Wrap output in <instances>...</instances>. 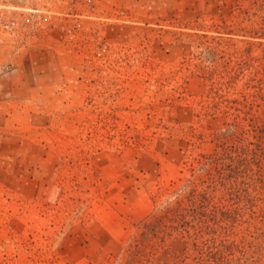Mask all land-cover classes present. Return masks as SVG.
<instances>
[{"label":"rangeland","instance_id":"374dc122","mask_svg":"<svg viewBox=\"0 0 264 264\" xmlns=\"http://www.w3.org/2000/svg\"><path fill=\"white\" fill-rule=\"evenodd\" d=\"M250 4L0 0V264H124L140 225L205 160L218 165L216 202L242 209L237 245L264 264V167L251 158L229 180L237 143L264 147V116L235 110L246 80L224 72L262 54V2ZM159 248L134 264L193 253L177 235Z\"/></svg>","mask_w":264,"mask_h":264},{"label":"trees","instance_id":"16d2710c","mask_svg":"<svg viewBox=\"0 0 264 264\" xmlns=\"http://www.w3.org/2000/svg\"><path fill=\"white\" fill-rule=\"evenodd\" d=\"M260 2H262L263 15L259 16V19L261 17L262 24L256 31L258 36L253 38L264 41V0H251L253 5H258ZM259 46L262 47L261 56H252L249 49L240 54L235 65L224 71L234 72L241 81L246 80L244 90L238 93L242 101L236 102L235 110L250 115L256 121L264 116V43L260 42ZM238 119L239 116L228 130L229 139L235 142L240 134H245L244 126ZM234 151L235 158L231 160L229 169L230 182L237 181L243 171L246 175L248 168L253 167V163H249L252 161L251 158L254 162L259 161L264 167V147L260 150H251L249 145L240 141L235 145ZM224 164L227 167V163ZM217 166L216 161L205 160L198 175L194 174L191 180L172 191L170 200L140 225L139 232L133 236L124 251L126 253V256H123L124 264H134L141 257L154 256L167 239L176 235L193 247V253L189 254L190 248L185 250L188 257L181 263L191 264L194 258L197 260L194 264H231L235 258V248H238L239 252L243 253L239 264H251L245 243H241L243 245L241 247L235 241L237 234L235 222H232V214H242V209L237 207L238 205L229 206L226 204L227 201L223 202V198L216 202L219 199L216 186L219 184L220 176L216 178L213 172ZM199 182L202 184L206 182L207 186L203 188L202 185H198ZM259 255L262 261L264 256Z\"/></svg>","mask_w":264,"mask_h":264}]
</instances>
